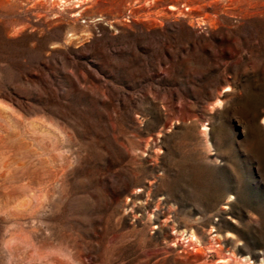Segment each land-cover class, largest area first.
<instances>
[{
    "label": "rangeland",
    "instance_id": "rangeland-1",
    "mask_svg": "<svg viewBox=\"0 0 264 264\" xmlns=\"http://www.w3.org/2000/svg\"><path fill=\"white\" fill-rule=\"evenodd\" d=\"M0 264H264V0H0Z\"/></svg>",
    "mask_w": 264,
    "mask_h": 264
},
{
    "label": "bare ground",
    "instance_id": "bare-ground-1",
    "mask_svg": "<svg viewBox=\"0 0 264 264\" xmlns=\"http://www.w3.org/2000/svg\"><path fill=\"white\" fill-rule=\"evenodd\" d=\"M196 239V238H195Z\"/></svg>",
    "mask_w": 264,
    "mask_h": 264
}]
</instances>
